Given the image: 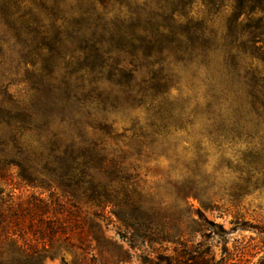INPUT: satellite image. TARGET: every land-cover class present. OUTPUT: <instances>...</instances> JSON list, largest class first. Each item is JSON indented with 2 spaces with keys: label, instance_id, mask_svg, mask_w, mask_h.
<instances>
[{
  "label": "rangeland",
  "instance_id": "374dc122",
  "mask_svg": "<svg viewBox=\"0 0 264 264\" xmlns=\"http://www.w3.org/2000/svg\"><path fill=\"white\" fill-rule=\"evenodd\" d=\"M53 2L37 13L43 28L34 31L0 17V188L14 203L53 196L76 205L77 218L41 264H142L198 244L222 264L260 263L264 127L258 134L208 112L206 68L172 52L163 61L143 33L172 6L189 13L179 31L207 16L221 33L233 0ZM81 7L90 15L80 17ZM110 159L122 169L121 204L128 187L170 241L131 243V227L64 189L50 166L88 161L104 181Z\"/></svg>",
  "mask_w": 264,
  "mask_h": 264
},
{
  "label": "trees",
  "instance_id": "16d2710c",
  "mask_svg": "<svg viewBox=\"0 0 264 264\" xmlns=\"http://www.w3.org/2000/svg\"><path fill=\"white\" fill-rule=\"evenodd\" d=\"M48 0H0V17L15 29H41L39 15L48 11ZM59 0H54L58 7ZM234 8L220 29L207 16L187 19L185 30H180L179 17L186 18V7L178 10L172 6L167 18L149 24L142 30L148 37L147 44L157 45V57L165 61L171 52L182 61L200 63L206 68L211 81L207 111L226 115L237 126L254 125L256 133L264 127V0H233ZM215 2H211L213 5ZM93 10V5L91 7ZM88 7L79 8L80 17L88 16ZM184 12V13H183ZM212 13L211 10L208 13ZM210 13V14H211ZM92 14V13H91ZM160 18V17H159ZM185 35V36H184ZM166 55V56H164ZM144 60L151 59L143 53ZM158 63V61H154ZM215 66V68H214ZM214 68V69H213ZM223 112V113H222ZM226 113V114H225ZM259 134V133H258ZM264 137V136H263ZM88 161L80 164L64 160L55 167L59 184L76 198L86 201L91 208L120 218L126 229L132 228L130 242L135 238L161 244L170 241L169 232L153 229L154 219L150 210L132 201L130 190L125 189V204H121L118 176L121 167L115 159L102 164L105 180L90 174ZM54 172V173H55ZM0 176V180H1ZM0 188V264H41L53 248L56 236L66 234V229L77 217L74 200L61 202L53 196L49 201L33 196L27 200L4 197ZM5 205L7 207L5 208ZM109 210V211H108ZM97 215V214H96ZM48 222V223H46ZM214 225L222 230L220 225ZM212 256L209 246L182 245L172 255L145 256L142 264H222ZM264 264V257L260 263Z\"/></svg>",
  "mask_w": 264,
  "mask_h": 264
}]
</instances>
